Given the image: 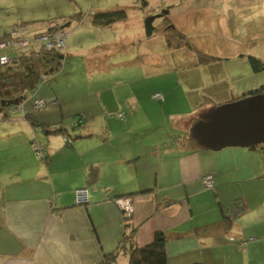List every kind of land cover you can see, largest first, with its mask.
Returning a JSON list of instances; mask_svg holds the SVG:
<instances>
[{
    "label": "crops",
    "instance_id": "obj_1",
    "mask_svg": "<svg viewBox=\"0 0 264 264\" xmlns=\"http://www.w3.org/2000/svg\"><path fill=\"white\" fill-rule=\"evenodd\" d=\"M168 1L174 4L166 5L169 12L179 8L175 16L182 17L190 10L198 16L218 0ZM144 20L142 41L151 44L162 37L161 56L141 41L139 59L110 64L126 67L117 74L109 72L106 60H85L84 75L93 89L76 96L81 100L73 114L84 120L72 135L54 115L64 107L55 93H47L55 102L41 112L32 107L34 99L23 106L30 114L39 111L33 116L37 126L24 115L0 126L7 130L0 141H8L0 143V264H102L120 242L114 259L119 264V255L127 257L122 235L131 230L137 247L150 244L155 232L164 233L167 264H264V147L212 152L197 144L192 125L230 101L227 91H217L226 77H206V88L195 85L186 64L180 68L181 60L165 56L178 57L183 48L168 49L164 34L146 37ZM109 45L104 41L99 48L109 50ZM195 52L199 58L194 64L203 54L211 56ZM242 55L230 60L247 61ZM213 57L218 60L191 69L223 63ZM119 75L125 79L117 80ZM109 78L115 85L125 81L135 86L123 98L117 92L112 96L118 113L124 114L116 116L119 121L104 118L108 100L103 96L109 97L98 86ZM150 81L156 82L148 89ZM156 93L163 101L153 98ZM41 125H61L71 145L64 146L59 134H46ZM35 143L47 150V163L34 153ZM91 167L98 170L99 180L89 185ZM205 175L213 176L214 189L204 188ZM85 187L88 203L81 206L75 190ZM121 198H128L132 207L127 227L115 203Z\"/></svg>",
    "mask_w": 264,
    "mask_h": 264
},
{
    "label": "rangeland",
    "instance_id": "obj_2",
    "mask_svg": "<svg viewBox=\"0 0 264 264\" xmlns=\"http://www.w3.org/2000/svg\"><path fill=\"white\" fill-rule=\"evenodd\" d=\"M171 2L168 0H0V37H3L14 24L15 26L11 27V30L27 31L30 25L35 29H39L43 24L57 21L64 28L56 33H61L65 38L69 35L68 42H71L64 54L60 72L49 79L44 78L43 82L38 86V93L35 95L31 94L32 96L24 100L25 102L20 104L15 111L8 110L9 118L7 120H12L14 117H23L25 113L23 106L32 104V99L44 97L47 100V93H55L58 97H62L64 107L59 109L58 115H54L58 117V121L64 127L68 128L69 135H72L76 129L74 131L73 129L71 130L70 122L79 117L76 113L73 114V111L78 108L80 103L78 100H81L77 99L76 96L80 95L84 90L93 89V86L90 85L84 75L83 62L90 59L106 60L109 72L113 69L116 74L119 73L120 68L126 67H120V64L118 66L110 64L113 62L132 63L133 60L139 59L140 55L137 54L136 50L140 48V43L144 38L142 19L159 15L162 11H167V14L157 18L154 26L161 29L168 28L167 26H172L173 28L176 26L190 37L189 40L187 39L188 46L183 47L178 57L175 53L172 55L166 54L165 56L167 58L173 57L176 62L181 60L182 62L179 63L180 68L186 64V67L189 68H186L188 74L194 77L195 85H202L203 88H206V85L202 84L205 83L206 77L225 76L224 81L218 84L219 90L217 91L220 93L227 91L226 94L231 101L241 96L242 93L254 90L264 84V72L259 74L251 73L247 61L230 60L235 54H244L257 57L264 63V0H218L216 2L217 5H220V8L217 5L208 7L209 9H204L205 11H202L198 16L191 13L194 10H190V13L182 17L175 16L179 8H176V11L172 9L169 12V8L166 5H174ZM213 2L211 3L215 5ZM118 9L125 11L126 18L116 23V25L107 27L91 24V15ZM78 16L83 18L81 23L76 19ZM68 22L70 25H67ZM50 30L45 29L42 37H45V39L52 37ZM175 30L177 31V29ZM160 34L163 35L165 33L162 31L159 32ZM222 36L225 38L220 39ZM7 38H10V36ZM56 38H58V35ZM158 38H160L158 39L159 41L151 44L142 41L144 42L142 45L156 49L157 55L161 56V46L164 40L162 37ZM104 41L110 42L108 47H111V49L103 50L99 48L100 43ZM146 44L149 45L147 46ZM58 48L60 47H57V45L53 46L45 43L43 45L40 44L39 51L48 52ZM61 50L65 51V49ZM195 51L200 53L210 52L211 56L222 58L223 63L204 70L191 69L198 66V64H194L199 58V56L198 58L196 57ZM164 53H167L166 49ZM10 56H13V53H10ZM150 56L154 55L146 57ZM235 71L238 73H235ZM116 78H118L117 80H123L125 76L119 75ZM112 81V78L101 79L98 87H100L101 92H105L103 95H108L109 97L108 99L103 96V100H108L104 101L108 107V110L104 113V118L106 120L111 118L119 121L116 116L120 111L116 109V103L112 96L117 92L120 98H123L125 97L124 94L128 93L131 88H135V86L129 85L125 81H120V84L115 85ZM155 82L150 81V85L147 88H153ZM211 90L204 91V95H207ZM49 99L47 100L49 103L44 104V106L54 105V102L50 103ZM69 106H71L70 109ZM32 107L35 110L41 109L35 107V102ZM37 112L39 111H33L31 115L35 116ZM7 120H0V126ZM6 131L0 130V139L6 137ZM59 136L62 137L60 134ZM4 142L8 141L3 139L0 141L2 144ZM38 146L41 147V145ZM261 147H264V145ZM34 153L36 154V152ZM127 223L125 224L127 225ZM118 261L119 264H128L127 257L123 259L119 255Z\"/></svg>",
    "mask_w": 264,
    "mask_h": 264
},
{
    "label": "trees",
    "instance_id": "obj_3",
    "mask_svg": "<svg viewBox=\"0 0 264 264\" xmlns=\"http://www.w3.org/2000/svg\"><path fill=\"white\" fill-rule=\"evenodd\" d=\"M125 18H126V13L124 10L118 9V10L103 11L91 15V24L98 26H109L116 22L122 21ZM76 19L78 20L79 23L83 21V18L81 16L76 17ZM156 20L157 19L155 18V16H150L145 18L143 22V26L146 37H151L154 34H159V32L164 31L168 49L179 50L184 46L186 47L188 46L187 43L188 40L185 38L183 34L176 31L172 26H167L168 28L165 27L164 29L154 26ZM53 22H56L57 26L54 29L50 30L51 35L55 34L57 31L63 30L64 28V26H61L57 21H53ZM49 23L43 24L42 26L39 27V29H35L32 27V25H30L29 26L30 32L31 33L34 32V34L32 35H35V37L40 36L42 35V32H44V30L46 29ZM167 30H170L168 31L169 33L167 32ZM10 33H11V28L7 31V33L4 34L3 37H0V42L9 39L7 37L10 36ZM68 39H69V35H68ZM68 39L67 40L64 39L65 51H62L61 49H52L48 52L46 51L41 52L39 51V49H33L22 52H14V51L9 52V56L10 53H13V56H10L11 60L6 65H0V120L4 121L5 119L9 118L7 111L8 110L15 111L20 106V104L24 102V101L21 102L16 107L11 106L8 108H4L1 106V101L14 100L21 97H25L26 100L29 96H32L31 94L35 95L38 93L37 92L38 86L40 85L41 82H43L44 78L49 79L60 72L63 65L64 54L68 47ZM50 42H51L50 39H46L42 43L48 44ZM38 44L40 43L38 42ZM245 57L248 61V64L250 65L251 71L254 74H259L264 72V63H262L260 59L250 55H246ZM215 60L218 59L213 56L203 54L202 56H200L198 65L199 64L208 65L214 62ZM258 94H264V84L254 90H250L243 93L239 98L233 99L229 102H233L239 99H243ZM48 99L49 98H47V100ZM39 100H43L45 104L49 103L46 100V98L39 97L37 99L36 98L34 99L35 103ZM49 100L50 103L55 102V100L52 98ZM42 108H45V106ZM24 119L29 121L32 125L37 126V122L35 118L30 113L25 112ZM78 120H80V122H78ZM82 121H83L82 116H79L77 119H73L70 122L71 129L75 130L76 128H78L81 125ZM72 123L76 124L77 127L73 128L71 125ZM41 126L46 134H51V133L60 134L62 136L61 140L64 146L69 147L71 145V141L68 139L69 135L66 134L67 131L63 127H61V125L60 126L41 125ZM64 139H66L65 142ZM43 150L46 154L45 158H41L38 155V152H36L35 150L34 152H36L38 159H40L42 162L44 161L47 163L49 159L48 152L45 148ZM262 155L264 159V148L262 150ZM86 177H87V183L89 185L95 184L99 180L98 170L94 167L89 168ZM127 226L128 225H126V227ZM133 237H134V231L131 230L128 233H123L121 240L122 242L121 244L124 245L123 249H125L128 257V264H167V256L165 251L166 237L164 233L155 232L153 235L152 242L143 247H137L133 242ZM119 251H120V242L113 252L109 254H105V256L103 257L102 264H108L114 262V259L117 257Z\"/></svg>",
    "mask_w": 264,
    "mask_h": 264
},
{
    "label": "water",
    "instance_id": "obj_4",
    "mask_svg": "<svg viewBox=\"0 0 264 264\" xmlns=\"http://www.w3.org/2000/svg\"><path fill=\"white\" fill-rule=\"evenodd\" d=\"M166 14L162 11L155 18ZM24 100L25 97L1 101V106L16 107ZM190 134L199 146L212 152L228 147L254 150L264 145V94L212 108L192 125Z\"/></svg>",
    "mask_w": 264,
    "mask_h": 264
},
{
    "label": "built area",
    "instance_id": "obj_5",
    "mask_svg": "<svg viewBox=\"0 0 264 264\" xmlns=\"http://www.w3.org/2000/svg\"><path fill=\"white\" fill-rule=\"evenodd\" d=\"M57 24L56 22H50L46 30L53 29V27H56ZM44 32H42L43 34ZM26 34V35H25ZM25 35V36H24ZM58 35V38L56 36ZM23 36V37H22ZM49 39L51 40L50 43L47 45H57L60 48L58 49H64L65 48V40L68 39L65 38L61 33H56L51 35ZM17 37V38H16ZM21 38V40H19ZM11 40H5L0 42V65H6L8 62L11 60L9 56V52L14 51V52H22V51H28V50H33V49H39L40 44H45L42 43L45 39V37H42V35L35 37V35H32L30 32V29L27 31H20V30H11L10 33V38ZM38 42L40 44H38ZM63 47V48H62ZM153 98L158 101H163V95L160 93H156ZM45 102L43 100H39L35 103L36 108H42L44 106ZM118 118H123L122 113L117 114ZM80 122V120H78ZM73 128H76V124H71ZM66 139H64V142ZM34 150L38 152V155L41 158H45L46 154L43 150V148L39 147L37 144L34 145ZM204 188L209 190V189H214V178L212 175H205L202 179ZM75 197H76V203L81 206H85L88 203V190L86 188H79L75 190ZM116 205L118 208L121 210L124 221L127 223L130 220V217L132 215V207L130 204V200L128 198H121L115 200ZM244 243H242L243 245ZM108 264H115L114 262L108 263Z\"/></svg>",
    "mask_w": 264,
    "mask_h": 264
}]
</instances>
